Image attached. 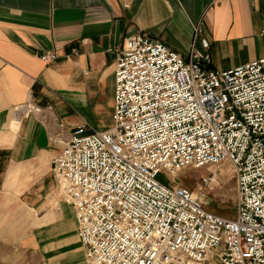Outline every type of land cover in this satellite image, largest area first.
Listing matches in <instances>:
<instances>
[{
    "label": "built area",
    "instance_id": "obj_1",
    "mask_svg": "<svg viewBox=\"0 0 264 264\" xmlns=\"http://www.w3.org/2000/svg\"><path fill=\"white\" fill-rule=\"evenodd\" d=\"M201 31L187 55L142 31L125 38L112 124L55 135L52 172L87 264H264V56L212 69L210 41L196 46ZM17 112L43 107L28 101ZM224 162L236 179L234 218L170 183L187 167Z\"/></svg>",
    "mask_w": 264,
    "mask_h": 264
},
{
    "label": "crops",
    "instance_id": "obj_2",
    "mask_svg": "<svg viewBox=\"0 0 264 264\" xmlns=\"http://www.w3.org/2000/svg\"><path fill=\"white\" fill-rule=\"evenodd\" d=\"M199 24L212 69L264 56V0H0V214L55 188L56 134L108 125L125 38L142 31L187 55ZM28 101L43 112L18 113Z\"/></svg>",
    "mask_w": 264,
    "mask_h": 264
},
{
    "label": "rangeland",
    "instance_id": "obj_3",
    "mask_svg": "<svg viewBox=\"0 0 264 264\" xmlns=\"http://www.w3.org/2000/svg\"><path fill=\"white\" fill-rule=\"evenodd\" d=\"M110 115L106 127L89 124L90 127L108 128L112 124V111ZM213 172V180L204 184L203 178ZM171 178V184L190 189L211 212L235 217L236 179L230 162L187 167ZM28 201L23 198L22 207L0 214V264H87L74 210L60 194L57 184L35 204Z\"/></svg>",
    "mask_w": 264,
    "mask_h": 264
},
{
    "label": "bare ground",
    "instance_id": "obj_4",
    "mask_svg": "<svg viewBox=\"0 0 264 264\" xmlns=\"http://www.w3.org/2000/svg\"><path fill=\"white\" fill-rule=\"evenodd\" d=\"M54 198V197H53ZM55 199V198H54ZM18 208V207H17ZM14 211V210H13Z\"/></svg>",
    "mask_w": 264,
    "mask_h": 264
}]
</instances>
